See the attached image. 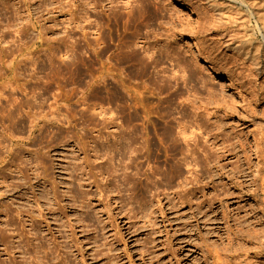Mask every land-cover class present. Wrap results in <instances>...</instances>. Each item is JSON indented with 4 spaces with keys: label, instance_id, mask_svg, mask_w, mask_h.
<instances>
[{
    "label": "rangeland",
    "instance_id": "1",
    "mask_svg": "<svg viewBox=\"0 0 264 264\" xmlns=\"http://www.w3.org/2000/svg\"><path fill=\"white\" fill-rule=\"evenodd\" d=\"M208 1L0 0V106L47 84L21 128L0 112V264H264V77L231 51L258 25Z\"/></svg>",
    "mask_w": 264,
    "mask_h": 264
},
{
    "label": "bare ground",
    "instance_id": "2",
    "mask_svg": "<svg viewBox=\"0 0 264 264\" xmlns=\"http://www.w3.org/2000/svg\"><path fill=\"white\" fill-rule=\"evenodd\" d=\"M170 1H171V3L178 2V0H170ZM218 2L221 3L222 7L218 5ZM235 2L240 5V7L238 6L239 10L242 8H246L249 12L250 17L256 19L258 29L249 32L250 33V35H249L250 39L248 42L238 43L231 49V51L234 53V55L232 56V62H233L235 67H236L235 63L241 62L249 71V75L247 76L248 78H252V77L257 78L259 76L264 77V27H261L258 24L259 18H256V15H253V13L251 11L252 5H250V3H248L247 1H244V0H212L211 4H210V2L208 1V5L210 7V10L214 15V17L211 16L212 29H217L218 25H219L218 23L221 20L217 16L218 11H219L217 9L226 10V12L228 13V14H226V20L228 23H230V25H234L238 22L237 21L238 19L235 17V15L232 14V12H233L232 9L234 10V8H238V7H236ZM188 6H189V10L191 11V13H194L195 12L194 9H197V7H198V5H196L195 3H188ZM237 12H240V11L237 10ZM239 14L240 13H237V15H239ZM10 52H11V50H10ZM51 61H53V60L51 59ZM65 65H67V64L65 63ZM73 66H75V65L71 63V69ZM22 70L24 71V73L27 71V69H22ZM39 71H40L39 68H36L34 71H31V73L29 75H26V77L29 79V80H27L28 82H31L33 80H35V81L31 86H28V85L23 84V83L20 84V86H19V88L21 89V96L20 97L19 96H16V97L10 96V97H8V100L5 101L6 104L0 106V112L7 111V115L10 117L11 121H13L20 128L25 124V119H26L25 115H24L25 110H28L26 114H28L27 116H29L33 110L41 109L42 104L44 103V101H46L45 96L47 95V91H46L47 84H46V82L42 81V78L38 77V74L40 73ZM11 73L14 74L18 78L23 75L22 73L17 72V69L14 67L11 68ZM107 74H110V73L107 72ZM212 74L216 75L214 72H212ZM102 78H103V76H101V79ZM220 84H221V88H223V89H232V90L236 91V89L233 86H231L230 83H228V82H226V83L221 82ZM258 89L260 90L261 98L264 101V86H260V87H258ZM0 104H2V102H0ZM149 114H150V111L147 110L145 112V118H146L147 122H149ZM146 130H147V128H146ZM185 133L186 132L181 133L183 135L182 140L186 144L187 151H190L191 146L195 145L196 141H194V142L190 141L188 135ZM195 139H196V137H195ZM212 139L215 140L216 137H213ZM149 142H150V138H149V134L147 133V135L144 138V143L148 144ZM0 144H1V141H0ZM220 145H221V147L217 143L214 142L213 147L210 148V151H205V153L209 157L208 162H207L208 164L210 162H212V163H214L213 164L214 167H218V165L220 164L219 169L224 171L225 168L228 166V164L224 163L221 165V162L228 160L229 157L232 156V154L227 149L224 142H222ZM9 155H10V153H9ZM192 156H193V154L191 155V159H192ZM188 159H189V156L186 155V157L184 158V163L187 164L188 167H189V164L193 165L192 162H194L193 166H196L197 163L195 162V160L192 159L191 161H188ZM18 164H19L18 169H19V172L21 173L22 172V170L20 168L21 163H18ZM236 171L240 172L241 166H238L236 168ZM193 172L197 173L196 170H194ZM201 178H202V176H201ZM226 196H228V195H226ZM226 196L224 195L225 198H227ZM217 200H218V198L216 197L214 202ZM236 222H238V220ZM236 239L238 240V238H236ZM3 243H4V240H3V238H1L0 244H3ZM18 247H20L19 244H18ZM39 249H40V251L44 250V246L43 245L40 246ZM4 251L8 254V252H9L8 247H6L4 249ZM244 251H245V253H247L251 250L245 249ZM254 252H255V254H257V257H258L259 255H263L264 248L262 246L258 247L257 249L254 250ZM12 253L13 252H10L9 255ZM255 259H256V257H255ZM220 260L221 259L219 257H217L216 262H218ZM20 263L24 264L23 262H20ZM9 264H16V262L13 261V263H12V261H11V262H9ZM222 264H231V263L224 261V263H222ZM236 264H237V261H236Z\"/></svg>",
    "mask_w": 264,
    "mask_h": 264
}]
</instances>
